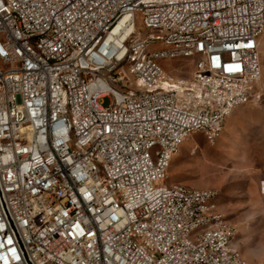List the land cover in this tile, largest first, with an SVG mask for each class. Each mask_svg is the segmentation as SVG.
I'll return each mask as SVG.
<instances>
[{
    "label": "built area",
    "instance_id": "1",
    "mask_svg": "<svg viewBox=\"0 0 264 264\" xmlns=\"http://www.w3.org/2000/svg\"><path fill=\"white\" fill-rule=\"evenodd\" d=\"M262 17L264 0L0 1V264H249L214 192L166 179L252 98ZM173 39L196 50H143ZM178 58L187 79L165 70Z\"/></svg>",
    "mask_w": 264,
    "mask_h": 264
},
{
    "label": "rangeland",
    "instance_id": "2",
    "mask_svg": "<svg viewBox=\"0 0 264 264\" xmlns=\"http://www.w3.org/2000/svg\"><path fill=\"white\" fill-rule=\"evenodd\" d=\"M261 78L250 101L226 119L213 141L189 138L172 159L166 183L210 190L220 220L234 229L232 243L249 264H264V33L259 39ZM194 60L165 64L174 79L189 78Z\"/></svg>",
    "mask_w": 264,
    "mask_h": 264
},
{
    "label": "bare ground",
    "instance_id": "3",
    "mask_svg": "<svg viewBox=\"0 0 264 264\" xmlns=\"http://www.w3.org/2000/svg\"><path fill=\"white\" fill-rule=\"evenodd\" d=\"M3 1V6L6 8H13V0ZM104 16H111V9H104ZM8 17L15 25V32H17L18 40L29 39V28L27 26V19L18 10H8ZM115 32V24H107L103 27L104 38H111ZM264 33V17L261 19V28L258 29V36ZM133 38L136 41H149V32H144L142 29L133 30ZM154 38H164V30H154ZM259 39H257V50H259ZM176 46H180V50H196V45L182 44L180 39H173V42H154L153 44H143V50H175ZM28 50H42V46L38 41H27ZM106 89L107 85L104 86Z\"/></svg>",
    "mask_w": 264,
    "mask_h": 264
}]
</instances>
